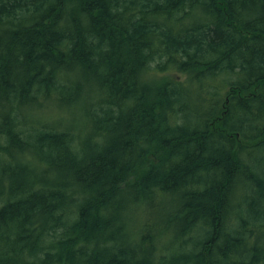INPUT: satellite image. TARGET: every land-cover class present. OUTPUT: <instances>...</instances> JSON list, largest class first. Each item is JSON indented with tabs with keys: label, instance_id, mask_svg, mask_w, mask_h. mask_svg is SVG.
<instances>
[{
	"label": "trees",
	"instance_id": "obj_1",
	"mask_svg": "<svg viewBox=\"0 0 264 264\" xmlns=\"http://www.w3.org/2000/svg\"><path fill=\"white\" fill-rule=\"evenodd\" d=\"M0 264H264V0H0Z\"/></svg>",
	"mask_w": 264,
	"mask_h": 264
},
{
	"label": "rangeland",
	"instance_id": "obj_2",
	"mask_svg": "<svg viewBox=\"0 0 264 264\" xmlns=\"http://www.w3.org/2000/svg\"><path fill=\"white\" fill-rule=\"evenodd\" d=\"M164 76L167 77V78H171V79H173L175 77H180L179 74H177V75L176 74L164 75ZM181 77H184V76L181 75ZM77 119H79V115H78V117L75 118L74 122L77 123ZM257 154H259V152ZM162 214H165V208L164 207H161V208L156 210V217H157L158 220H162V218H163Z\"/></svg>",
	"mask_w": 264,
	"mask_h": 264
}]
</instances>
